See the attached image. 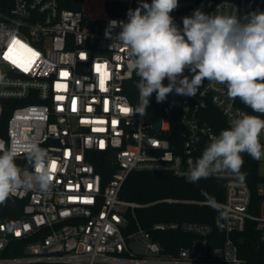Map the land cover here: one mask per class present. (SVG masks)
I'll use <instances>...</instances> for the list:
<instances>
[{
  "label": "built area",
  "instance_id": "1",
  "mask_svg": "<svg viewBox=\"0 0 264 264\" xmlns=\"http://www.w3.org/2000/svg\"><path fill=\"white\" fill-rule=\"evenodd\" d=\"M140 3L11 0L6 9L0 5V116L2 101H17L7 136H0V154L14 150L16 164L31 170L25 147L36 143L57 164L50 193L21 189L0 204V264H264V216L249 210L252 195L246 176L243 182L228 172L208 177L226 183L225 200L217 202L225 212L222 241L209 223L155 222L153 230L192 235L190 243L172 252L131 221L147 205L121 195L133 171L167 170L186 177L189 161L202 155L203 139L211 141L222 131L208 122V109L214 107L228 123L249 115L239 98L228 96L226 85L207 80L194 97L173 92L157 103L153 93L144 115L130 111L140 102L139 77L127 52L116 44L118 23L110 22H127L128 10ZM196 9L235 15L247 23L249 14L264 12V0H179L170 15L182 29L183 18ZM14 39L21 43L13 45ZM98 65L104 66L101 71ZM184 75L192 74L186 70ZM164 112L174 113L179 122L180 136L174 142ZM152 116L161 118L158 132ZM90 151L113 156L116 167L106 184ZM241 172L245 174L243 166ZM249 220L260 233V261L242 258L233 237L246 230Z\"/></svg>",
  "mask_w": 264,
  "mask_h": 264
},
{
  "label": "clouds",
  "instance_id": "2",
  "mask_svg": "<svg viewBox=\"0 0 264 264\" xmlns=\"http://www.w3.org/2000/svg\"><path fill=\"white\" fill-rule=\"evenodd\" d=\"M178 3L141 0L136 9L128 10L127 22H110L113 26L118 23L116 44L127 52L131 69L139 77L136 88L140 102L130 111L144 115L153 93L157 103L173 92L194 97L207 80L226 85L230 98H239L253 112L264 114V12H253L247 23H241L235 15H211L196 9L192 16L183 18L181 29L170 15ZM106 36L110 38L108 30ZM186 70L191 78L184 75ZM229 124L211 138L199 158L189 161L185 173L189 183L225 172L243 182L241 154L261 158L264 145L259 137L264 132V119L244 114ZM25 152L31 170L16 164L14 150L0 154V204L21 189L48 194L53 187L48 152L36 143H28ZM203 194L207 205L219 212L215 199ZM223 216L221 212L217 219L221 228Z\"/></svg>",
  "mask_w": 264,
  "mask_h": 264
},
{
  "label": "trees",
  "instance_id": "3",
  "mask_svg": "<svg viewBox=\"0 0 264 264\" xmlns=\"http://www.w3.org/2000/svg\"><path fill=\"white\" fill-rule=\"evenodd\" d=\"M11 0H0L3 9L8 7ZM17 101L4 100L3 111L0 116V136H7V122L9 116L16 105ZM249 115L257 116L263 119L264 114L253 112L252 109L241 102ZM208 122L218 131L224 130L230 126L222 114L214 107L208 109ZM163 116L170 121L171 133L169 135L174 142L175 135L180 136V125L175 120V114L164 112ZM211 141L203 139L204 148ZM243 167L247 182L251 190V203L249 210L254 214H260L261 204L264 201V192L260 191V186L264 184V175L259 172L261 160L252 158L247 153H242ZM90 160L94 163L96 170L100 172L103 183L114 174L115 163L113 156L108 153L98 151L89 152ZM208 196L215 199L216 202H223L226 196V183L221 178L200 179L195 183H189L186 177H178L167 170L152 171H133L126 179L122 197L147 204L136 210V218L131 217V221H136L148 230L155 241H159L168 251H176L181 245L190 243L192 235L184 234L181 231H156L152 225L159 221H176V222H205L211 224L214 229L215 238L222 241L225 234V212L220 206V211L208 206L199 204L197 201L206 200ZM172 198V202L166 199ZM223 212V218L219 222L224 225L218 227L217 219ZM234 240L239 248V255L249 261H260L263 259V252L259 243L260 233L255 229V222L249 220L246 230L236 232L233 235Z\"/></svg>",
  "mask_w": 264,
  "mask_h": 264
},
{
  "label": "snow or ice",
  "instance_id": "4",
  "mask_svg": "<svg viewBox=\"0 0 264 264\" xmlns=\"http://www.w3.org/2000/svg\"><path fill=\"white\" fill-rule=\"evenodd\" d=\"M12 43H13V45H16V44H20L21 42L18 41V40H15V39H14ZM21 46H22V47H26V46H23V45H21ZM9 51H11V49H9ZM29 51H32V50L29 49ZM32 55H33V56H37L38 54L35 53V52H33ZM6 58H8L7 54H6ZM102 67H104V66H100V65H98V66H97V70H98V71H101ZM24 70H25V71L28 70V69H27V66H25ZM62 75H67V73H62ZM105 76H106V73H103V72H102L101 80H100V86H101L102 89H103L104 84H105ZM57 99H63V97H57ZM72 104H73V110L75 111V110H76V109H75V100H73ZM122 111L126 113V112L129 111V109H127V108H123ZM101 146H103L102 142H101ZM56 168H57V164H56V162H55V161H52V164H51V169H52V171L55 172V171H56ZM89 187H90V186H89ZM16 234H17V235H20L19 232H17Z\"/></svg>",
  "mask_w": 264,
  "mask_h": 264
},
{
  "label": "rangeland",
  "instance_id": "5",
  "mask_svg": "<svg viewBox=\"0 0 264 264\" xmlns=\"http://www.w3.org/2000/svg\"><path fill=\"white\" fill-rule=\"evenodd\" d=\"M260 142L262 145H264V134L263 132L260 134ZM261 162L259 164V172L264 175V151H262V155L260 158ZM260 189L264 190V184L260 186ZM260 214L264 216V203L262 205V208L260 209Z\"/></svg>",
  "mask_w": 264,
  "mask_h": 264
},
{
  "label": "water",
  "instance_id": "6",
  "mask_svg": "<svg viewBox=\"0 0 264 264\" xmlns=\"http://www.w3.org/2000/svg\"><path fill=\"white\" fill-rule=\"evenodd\" d=\"M150 119L152 121H154V123H155V131L158 132L159 129H160V125L162 124L161 123V118L159 116H152V117H150Z\"/></svg>",
  "mask_w": 264,
  "mask_h": 264
},
{
  "label": "crops",
  "instance_id": "7",
  "mask_svg": "<svg viewBox=\"0 0 264 264\" xmlns=\"http://www.w3.org/2000/svg\"><path fill=\"white\" fill-rule=\"evenodd\" d=\"M261 191H264V190L261 189Z\"/></svg>",
  "mask_w": 264,
  "mask_h": 264
}]
</instances>
